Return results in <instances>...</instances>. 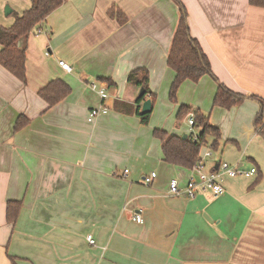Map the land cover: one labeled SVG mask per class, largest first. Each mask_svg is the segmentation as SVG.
<instances>
[{"label": "crops", "instance_id": "obj_1", "mask_svg": "<svg viewBox=\"0 0 264 264\" xmlns=\"http://www.w3.org/2000/svg\"><path fill=\"white\" fill-rule=\"evenodd\" d=\"M179 1L215 78L184 82L181 106L210 107L202 113L221 133L216 162L256 174L223 176L225 193L217 198L171 196L170 182L183 190L193 174L163 161L153 136L160 126L135 115L144 101L137 104L140 88L127 79L144 68L145 101L169 94L175 74L166 59L178 6L66 0L28 37L25 83L0 65V264H264V139L254 126L264 108V8L248 0ZM30 5L0 0V26L11 27ZM55 80L71 92L49 108L38 91ZM218 84L258 100L214 107ZM20 116L28 123L14 131ZM151 173L155 179L143 184ZM9 201L22 205L13 224L6 221Z\"/></svg>", "mask_w": 264, "mask_h": 264}, {"label": "trees", "instance_id": "obj_2", "mask_svg": "<svg viewBox=\"0 0 264 264\" xmlns=\"http://www.w3.org/2000/svg\"><path fill=\"white\" fill-rule=\"evenodd\" d=\"M66 0H30V8L21 15H15L14 23L9 28L0 26V65L11 73L22 83L26 82L25 53L28 37L45 23L46 18ZM178 6V25L175 30L169 52L167 54V66L174 72V80L169 90V101L176 102V94L180 86L190 81L197 83L203 76L214 78L208 59L198 42L190 36L187 13L179 0H173ZM252 7L264 8V0H248ZM110 11V15H114ZM118 20L122 21L119 12ZM109 87L112 81L105 80ZM128 83L144 90V95L137 100V104L145 101L149 93V73L144 68H138L128 75ZM71 92L69 85L61 80L48 83L38 91V95L48 104L49 108L55 106L65 99ZM151 108H153L155 97H149ZM245 100H258L254 96L246 97L234 93L222 84H218L213 98V106L222 109H230L244 102ZM260 102L261 106L264 105ZM263 109V108H262ZM152 113L141 114L139 109L135 115L139 117L143 125H147ZM193 115V132L187 135L186 139L182 136L170 135L162 129L153 131V136L161 143L163 161L171 166L191 170L198 162L202 148L209 147L213 152L219 148L221 140L220 130L210 124L208 115L203 114L198 109L190 106H181L176 114V121L180 122L189 114ZM28 121L20 116L14 126V131L23 128ZM254 126L257 133L264 139L261 113L256 117ZM193 133L196 137H193ZM21 202L9 201L6 204V221L9 224L15 223L20 209Z\"/></svg>", "mask_w": 264, "mask_h": 264}, {"label": "built area", "instance_id": "obj_3", "mask_svg": "<svg viewBox=\"0 0 264 264\" xmlns=\"http://www.w3.org/2000/svg\"><path fill=\"white\" fill-rule=\"evenodd\" d=\"M58 65L60 68L66 72H71V68L68 64L63 61H58ZM91 90L98 93L101 99H105L106 93L104 88H99L95 83L90 84ZM99 111H92L90 113V120L97 116ZM261 118H262V126L264 125V108L261 110ZM193 115L189 114L186 117V121L188 126L190 127L191 133L193 132L192 127L194 125ZM193 137L195 138L196 135L193 133ZM200 153L198 162L194 165L191 169L193 176L187 181L185 188L181 190L179 188V183L176 180H172L169 185V194L171 196L177 197L181 194H185L186 197L189 199L195 198L197 194H209L213 198H217L225 193L224 186L222 185V177L226 176L230 179L236 177H244V176H251L255 175L257 170L255 168H251L248 171L240 170L237 167H232L226 162L217 161L211 166L206 167V159L212 157V150L207 148ZM207 149V150H206ZM128 173L127 170L124 171V174ZM156 174L151 173L149 176H145L142 179V183L145 185H149L155 179ZM133 220L138 223L142 224L143 219L140 215L135 214ZM87 241L90 245L94 244V241L91 236L87 237Z\"/></svg>", "mask_w": 264, "mask_h": 264}, {"label": "rangeland", "instance_id": "obj_4", "mask_svg": "<svg viewBox=\"0 0 264 264\" xmlns=\"http://www.w3.org/2000/svg\"><path fill=\"white\" fill-rule=\"evenodd\" d=\"M181 87V86H180ZM184 92H180V88L176 94V102H171L169 101V96L168 93L164 94V93H156V99L154 102V106H153V110L151 113V119L156 121V124L158 126H160V129H164L165 131L168 132H176V133H181L182 132V136L183 135H189L190 134V127L187 124L186 118L183 119L180 122L176 121V114L179 110V108L181 107V96L182 93ZM190 94L187 92V96H189ZM186 106H190L191 105H186ZM176 107V108H175ZM178 108V110H177ZM194 109L198 108L196 106L193 107ZM202 110V111H201ZM211 108L209 107V109L207 110V112H205L204 109H200L201 112L208 114ZM177 111V112H176ZM216 114V112H215ZM178 126V128H176L175 126ZM207 149H210L209 147L206 146ZM206 149V150H207ZM216 153L212 152V157L206 159V167L205 170H207V167L211 166V164H214L216 162Z\"/></svg>", "mask_w": 264, "mask_h": 264}, {"label": "water", "instance_id": "obj_5", "mask_svg": "<svg viewBox=\"0 0 264 264\" xmlns=\"http://www.w3.org/2000/svg\"><path fill=\"white\" fill-rule=\"evenodd\" d=\"M11 12V10L8 7H5L4 13L5 15H8ZM144 95V90L141 89L139 92V98H141ZM151 110V102L150 100H146L142 103V107H141V114H146L148 112H150ZM183 139L187 138V135H183L182 136Z\"/></svg>", "mask_w": 264, "mask_h": 264}]
</instances>
